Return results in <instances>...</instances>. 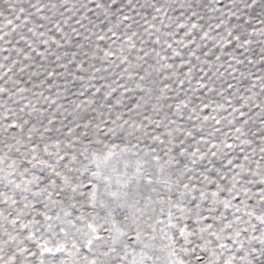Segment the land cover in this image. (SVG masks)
I'll return each mask as SVG.
<instances>
[{
  "label": "snow or ice",
  "instance_id": "6c2138e0",
  "mask_svg": "<svg viewBox=\"0 0 264 264\" xmlns=\"http://www.w3.org/2000/svg\"><path fill=\"white\" fill-rule=\"evenodd\" d=\"M0 264H264V0H0Z\"/></svg>",
  "mask_w": 264,
  "mask_h": 264
}]
</instances>
